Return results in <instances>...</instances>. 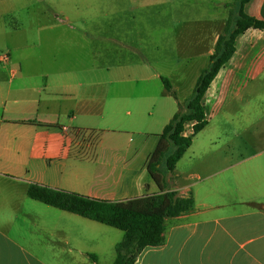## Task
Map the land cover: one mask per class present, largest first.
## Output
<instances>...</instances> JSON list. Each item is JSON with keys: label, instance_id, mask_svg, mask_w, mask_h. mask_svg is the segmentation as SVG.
<instances>
[{"label": "crops", "instance_id": "crops-1", "mask_svg": "<svg viewBox=\"0 0 264 264\" xmlns=\"http://www.w3.org/2000/svg\"><path fill=\"white\" fill-rule=\"evenodd\" d=\"M212 3L227 20L232 2ZM159 4L162 15L172 0H0V264H97L108 246L104 224L31 199L32 184L107 201L160 193L147 165L201 73L182 98L139 49L141 31L161 30L149 24ZM246 11L264 20V0ZM240 76L264 77V31L237 39L205 96L208 121ZM200 135L167 175L193 211L167 219L165 243L135 264H264V136L195 146Z\"/></svg>", "mask_w": 264, "mask_h": 264}, {"label": "trees", "instance_id": "trees-1", "mask_svg": "<svg viewBox=\"0 0 264 264\" xmlns=\"http://www.w3.org/2000/svg\"><path fill=\"white\" fill-rule=\"evenodd\" d=\"M251 1L234 0L228 5L231 9L226 26L210 56L208 67L202 71L189 99L178 101L171 82L161 78L167 91L178 101L179 110L159 135V144L147 165L148 173L160 193L107 201L37 184L29 186L28 196L33 200L123 231L124 238L116 245L113 264H135L146 248L165 243L167 219L193 211L195 201L192 196L184 198L177 191H166L167 175L175 171L179 161L192 146L194 137L208 126L205 96L220 71L234 56L237 39L250 29L264 31V20L246 11ZM189 124H192V134L187 136L185 131ZM91 258L99 264L96 256L91 255Z\"/></svg>", "mask_w": 264, "mask_h": 264}, {"label": "rangeland", "instance_id": "rangeland-1", "mask_svg": "<svg viewBox=\"0 0 264 264\" xmlns=\"http://www.w3.org/2000/svg\"><path fill=\"white\" fill-rule=\"evenodd\" d=\"M213 1L215 0H172V5L165 8L162 15H158V11L168 4H159L156 9H152L156 16L150 19L149 24L150 26L156 24L161 30L141 31L139 49L144 50L143 54L152 60L153 65L163 76L170 77L182 98L188 95L194 79L210 63V55L215 48L213 45L207 47L208 42H211L210 32L213 33L210 30L211 20L217 18L221 22L220 26H214V33L217 31L222 33L228 21L223 20L228 10L215 7ZM228 9L230 13L231 7ZM185 64L186 69L181 67ZM235 81L231 92L219 103L213 114L211 103H208L209 125L200 133L195 146L203 140L208 141L212 136L221 138L230 136L236 138V141L256 135L264 136V77L249 80L240 76ZM151 87L156 89V94L159 93V89L166 91L160 81ZM191 133L190 125L187 127V134ZM223 145L222 142L218 143V146ZM234 145L241 148L243 143L237 142ZM101 229L107 232L108 246L101 254L99 263L113 264L116 250L111 246V239L120 241L123 232L105 225Z\"/></svg>", "mask_w": 264, "mask_h": 264}, {"label": "built area", "instance_id": "built-area-1", "mask_svg": "<svg viewBox=\"0 0 264 264\" xmlns=\"http://www.w3.org/2000/svg\"><path fill=\"white\" fill-rule=\"evenodd\" d=\"M3 57H6L5 55Z\"/></svg>", "mask_w": 264, "mask_h": 264}]
</instances>
